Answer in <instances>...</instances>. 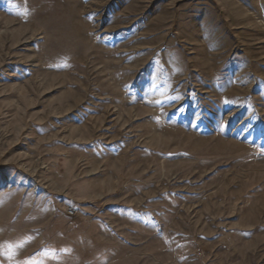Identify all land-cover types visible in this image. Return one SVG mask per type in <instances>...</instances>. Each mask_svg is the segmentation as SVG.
I'll list each match as a JSON object with an SVG mask.
<instances>
[{"label":"rangeland","instance_id":"1","mask_svg":"<svg viewBox=\"0 0 264 264\" xmlns=\"http://www.w3.org/2000/svg\"><path fill=\"white\" fill-rule=\"evenodd\" d=\"M0 264H264V0H0Z\"/></svg>","mask_w":264,"mask_h":264}]
</instances>
